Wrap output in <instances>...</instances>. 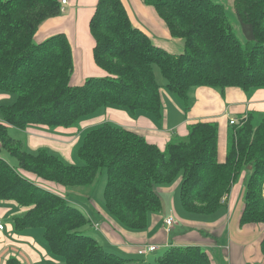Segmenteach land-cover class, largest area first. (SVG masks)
I'll return each mask as SVG.
<instances>
[{
	"label": "trees",
	"instance_id": "1",
	"mask_svg": "<svg viewBox=\"0 0 264 264\" xmlns=\"http://www.w3.org/2000/svg\"><path fill=\"white\" fill-rule=\"evenodd\" d=\"M153 5L170 33L184 39L172 53L135 26L122 0H98L90 18L94 59L104 75L73 84L72 46L65 33L36 41L40 24L62 12L61 0H0V91L14 95L0 104V199L25 208L12 216L17 229L42 227L51 251L64 264H128L88 233L93 222L70 192L90 187L105 169L104 205L129 230L148 226L162 200L156 186L181 177L180 201L196 214L216 212L243 170L246 177L242 223L264 225V113H246L231 124L225 161L218 159V123L199 120L165 148L138 131L105 121L86 130L77 147L83 163L68 161L46 147L26 149L10 125L78 126L107 105L162 113L160 83L185 100L200 85L249 90L264 86V0H232L245 40L233 29L222 0H144ZM5 151L17 158L12 164ZM49 182L62 185L59 192ZM80 194V193H79ZM171 233V231H170ZM264 253V234L261 239ZM153 264H212L200 245L172 244ZM5 264H24L10 256Z\"/></svg>",
	"mask_w": 264,
	"mask_h": 264
},
{
	"label": "crops",
	"instance_id": "2",
	"mask_svg": "<svg viewBox=\"0 0 264 264\" xmlns=\"http://www.w3.org/2000/svg\"><path fill=\"white\" fill-rule=\"evenodd\" d=\"M97 1L68 0L65 10L57 16L44 20L35 34L36 41H42L59 32L66 34L73 52L74 68L71 76L73 84L82 83L89 76L105 74L94 59L95 40L89 27ZM122 1L132 23L144 30L156 44L172 53L183 51L184 39L170 33L166 22L153 5L147 4L144 0ZM160 92L162 99L160 117L146 110L130 108L129 110L125 107L107 105L99 108L93 115L81 119L78 126H58L51 129L44 124H32L21 129L10 125L9 133L11 129H19V133L23 134L20 140L32 152H36L40 147H46L73 162L74 151L84 132L105 121L114 120L124 127L134 129L162 149L172 136H185L189 124L199 120L216 121L218 159L223 162L226 160L231 127L229 119L250 112L264 113V86L249 90L229 86L222 92L216 87L200 85L191 89L187 100L165 88L160 89ZM13 98L14 95L0 91V104L10 103ZM248 174V170L242 171L232 185L225 203L216 212L211 213L216 214L210 219L203 216L194 218L189 211L186 210L188 213L186 215L185 212L176 209V201H180L177 191H180L181 177L172 184L156 186L162 207L159 211L149 214L148 226L140 231L129 230L118 223L108 213L104 203L96 202L92 197L87 201L84 200L82 207L90 216L93 227L100 231L101 238L113 247L120 248L121 251L141 254L139 247L145 244H157V249L168 248L172 244H196L210 254L212 264H264V253L261 250L264 225L241 222ZM49 185L59 192L64 191L62 185L52 182H49ZM80 195L83 199V194ZM76 199L79 200L78 202L81 200ZM24 209L13 200L0 199L2 220L7 216L12 218L16 214H21ZM171 212H174L176 221L168 230L164 219ZM96 223L98 226H95ZM177 226L181 229L175 233ZM37 229L39 228L35 226L17 229L12 222H6L4 229L0 230V264H5L10 256L18 257L24 264H64V259L55 256L51 251L43 231L39 234ZM170 231L171 233L174 231V234L172 235ZM127 258H129L128 264H153L148 259V255L144 259Z\"/></svg>",
	"mask_w": 264,
	"mask_h": 264
},
{
	"label": "rangeland",
	"instance_id": "3",
	"mask_svg": "<svg viewBox=\"0 0 264 264\" xmlns=\"http://www.w3.org/2000/svg\"><path fill=\"white\" fill-rule=\"evenodd\" d=\"M222 1H224L226 3V6L228 7V13L232 17V24H233L234 31L236 32V34L238 35V37L241 40L244 41L245 38H244V34H243L242 30H241V26H240V24L238 22L237 17L233 13L232 0H231V2H229V0H222ZM154 70H155V73H156V78H157L158 82L161 85L160 86V89H164L165 88L169 92L173 93L172 91H170L166 87L165 84H166V81L167 80L162 75V73H161L160 68H159L158 65H154ZM173 94H175V93H173ZM13 100H14V98H13ZM125 108L129 109L128 107H125ZM112 122H114V120ZM114 123H116V122H114ZM51 129H53V128H51ZM18 130L19 129H11L10 133L16 139L17 138L22 139L23 136H21V135H23V134L22 133H19ZM26 149H29V148L26 147ZM5 155H6V157L9 160L10 163L15 164V165L18 163L17 158L14 157V156H11L10 154H8V152L5 151ZM73 162L74 163H77V164H82L83 163L82 158L77 153V148L74 151ZM106 178H107V174H106V170L104 169L102 171V173H100L98 175V178L96 179L95 183L90 187L89 192L91 193L93 200L96 201V202L97 201H101V202L104 203L103 191H104V185H105V182H106ZM76 191H79L81 194H83V199L81 198V195L78 194L77 192H75V194H74V191H71L70 192V195H71V197H75V198H73L74 201H76V203L79 204L82 207L84 205V202H85L84 200L87 201V199H84V196L86 194L82 190L81 191L80 190H76ZM177 194H178V198L180 200L179 191H177ZM76 198L81 199L80 202H78L79 200H77ZM82 209L84 210L83 207H82ZM176 209H179L180 211L185 212L186 215L188 214L187 211L183 209L182 203L180 201H176ZM189 214H191L192 216H194V218H196L195 216H203V218H209L210 219V218H214V216H215L216 213L215 214H210V215H205V214L204 215H200V214H195V213L189 212ZM11 220L12 219H11L10 216H7V217H4L3 218V222L4 223H6V222H12ZM37 228H39V229H37V232H39V234H42V231H43L42 227H40V226L38 227L37 226ZM180 229H181V227L177 226L176 227V230H175V233H178L180 231ZM88 233L94 235L101 243H105L106 244L105 245L106 249L112 250L113 252H116V253L124 256V257H126V256L127 257H139V258L144 259L145 256L148 255V259H150V261H153L156 257L164 254L166 252V250H167V247H161V248L157 249L156 251H153V252L151 251V252H149L147 254H144V255L138 254L137 252L130 253V252H127V251H121L120 248H115L112 245H110L108 242H105V240L103 238H101L100 231L97 228H95V227H90V229L88 230ZM171 234L173 235L174 234V231Z\"/></svg>",
	"mask_w": 264,
	"mask_h": 264
},
{
	"label": "built area",
	"instance_id": "4",
	"mask_svg": "<svg viewBox=\"0 0 264 264\" xmlns=\"http://www.w3.org/2000/svg\"><path fill=\"white\" fill-rule=\"evenodd\" d=\"M62 2V6L61 9L64 11L65 10V4L68 3V0H61ZM238 121V119L236 117H231L229 119V123L230 124H234ZM176 221V217L174 212H171L168 216L165 217L164 219V223L167 227L168 230L171 229V227L174 226V223ZM95 226H98V224L96 223ZM5 227V223L3 222L2 218L0 217V230L4 229ZM158 248L157 244H145L139 247V253L141 254H147L151 251H154Z\"/></svg>",
	"mask_w": 264,
	"mask_h": 264
}]
</instances>
